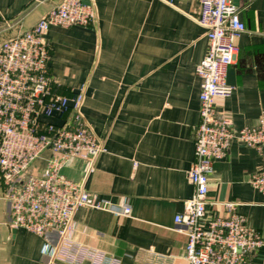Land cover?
<instances>
[{"label": "crops", "instance_id": "0c3cea01", "mask_svg": "<svg viewBox=\"0 0 264 264\" xmlns=\"http://www.w3.org/2000/svg\"><path fill=\"white\" fill-rule=\"evenodd\" d=\"M95 6L98 22L52 28L49 69L56 93L68 97L87 86L83 114L105 151L85 187L114 204L128 202L130 217L86 207L74 217L71 237L120 259L121 264H189L187 236L175 217L193 195L188 171L195 161L202 79L196 68L209 50L206 30L194 18L199 0H82ZM63 0H0V47L31 29ZM246 31L236 41L227 81L236 90L218 99V114L235 129L264 116V0H239ZM53 122L58 123L56 118ZM44 169L45 162L36 164ZM264 169L261 154L232 143L209 178L208 214H224L234 202L250 228L264 239V194L250 184ZM86 163L73 159L63 170L83 182ZM10 225L0 175V264H49L57 241ZM264 264V247L251 259Z\"/></svg>", "mask_w": 264, "mask_h": 264}, {"label": "built area", "instance_id": "2783aa9c", "mask_svg": "<svg viewBox=\"0 0 264 264\" xmlns=\"http://www.w3.org/2000/svg\"><path fill=\"white\" fill-rule=\"evenodd\" d=\"M199 1L201 12L194 21L206 30L209 50L196 68L202 86L195 161L188 171L193 195L175 223L187 236L189 264H251L264 239L235 211L234 202L222 203L224 214H208L209 178L235 141L264 158V116L256 125L235 129L218 114L216 101L229 99L236 90L227 74L236 59V41L246 27L236 0ZM97 22L95 6L63 0L31 29L0 47V175L10 225L41 237L55 232L58 238L48 253L49 264H121L119 258L75 241L71 237L74 217L82 207L119 217L132 213L128 202L117 205L86 189L85 181L105 151L82 111L87 86L82 85L73 97L60 95L49 69L51 48L46 35L52 28ZM73 159L86 163L81 183L63 173ZM41 160L44 169L36 165ZM250 184L264 194V169L252 174Z\"/></svg>", "mask_w": 264, "mask_h": 264}, {"label": "water", "instance_id": "95a60500", "mask_svg": "<svg viewBox=\"0 0 264 264\" xmlns=\"http://www.w3.org/2000/svg\"><path fill=\"white\" fill-rule=\"evenodd\" d=\"M239 0H236V3H238ZM238 5V4H237Z\"/></svg>", "mask_w": 264, "mask_h": 264}]
</instances>
